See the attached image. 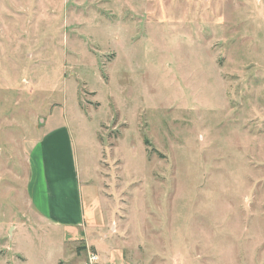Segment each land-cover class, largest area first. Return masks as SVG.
<instances>
[{
    "label": "rangeland",
    "instance_id": "1",
    "mask_svg": "<svg viewBox=\"0 0 264 264\" xmlns=\"http://www.w3.org/2000/svg\"><path fill=\"white\" fill-rule=\"evenodd\" d=\"M63 114L100 252L31 206L32 145ZM101 251L264 264V0H0V264Z\"/></svg>",
    "mask_w": 264,
    "mask_h": 264
},
{
    "label": "crops",
    "instance_id": "2",
    "mask_svg": "<svg viewBox=\"0 0 264 264\" xmlns=\"http://www.w3.org/2000/svg\"><path fill=\"white\" fill-rule=\"evenodd\" d=\"M60 119L56 125L53 120L43 118L39 137L32 145L28 184L31 206L46 224L61 228L66 241L79 240L85 242L87 248L95 247L100 252L98 246L101 245L93 241L92 236L88 237V231L92 227L93 232L103 229V224L92 226L88 223L91 215L84 208L74 136L64 114ZM103 256L101 251L99 264L116 262ZM120 264L135 263L123 257Z\"/></svg>",
    "mask_w": 264,
    "mask_h": 264
},
{
    "label": "built area",
    "instance_id": "3",
    "mask_svg": "<svg viewBox=\"0 0 264 264\" xmlns=\"http://www.w3.org/2000/svg\"><path fill=\"white\" fill-rule=\"evenodd\" d=\"M89 260L91 263H96L99 261V255L95 252L94 253L91 252L89 255Z\"/></svg>",
    "mask_w": 264,
    "mask_h": 264
}]
</instances>
